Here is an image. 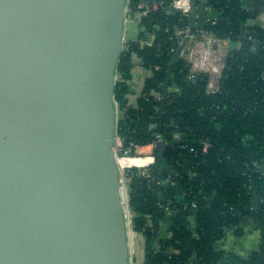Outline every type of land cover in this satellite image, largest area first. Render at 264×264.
<instances>
[{
	"label": "water",
	"instance_id": "95a60500",
	"mask_svg": "<svg viewBox=\"0 0 264 264\" xmlns=\"http://www.w3.org/2000/svg\"><path fill=\"white\" fill-rule=\"evenodd\" d=\"M127 4L0 0V264H134L130 190L116 154ZM167 147L157 144L156 182ZM259 199L252 181L257 213Z\"/></svg>",
	"mask_w": 264,
	"mask_h": 264
},
{
	"label": "trees",
	"instance_id": "16d2710c",
	"mask_svg": "<svg viewBox=\"0 0 264 264\" xmlns=\"http://www.w3.org/2000/svg\"><path fill=\"white\" fill-rule=\"evenodd\" d=\"M209 3L219 18L217 24L208 27L220 36L239 37L249 17L258 14L250 0H209ZM185 20L180 12L167 15L165 10L143 19L147 29H153L155 23L160 26L153 44H142L141 34L136 40H127L118 67L125 79L117 82L115 92L124 113L119 133L127 141L145 143L153 132L161 130L163 137L171 141L178 129L186 145L176 166L178 183L158 187L159 200L172 199L175 210L172 216L156 209V191L146 177L136 173L128 182L135 229L147 235L148 215L152 221L158 218L164 222V233L161 237L159 234L152 250L148 249L145 264H264L259 253L243 258L214 246L232 229L239 234L243 220L255 212L251 210V189L246 184H250L247 177L253 173V161L264 163V27H250L256 40L247 41L242 49L228 54L220 92L208 93L204 76L195 82L188 79L187 63L179 58L172 65L169 90L164 97L172 60L170 49L174 45L169 37L175 28L186 24ZM132 52L143 57L147 67L160 65L159 70L146 77L135 105L127 97L133 77ZM157 94L163 95L162 100L157 99ZM203 141L211 144L205 153ZM255 182L259 197L264 198L263 176ZM192 202H196V208ZM261 207L258 215L264 242V204ZM194 236L199 239L195 248H190ZM148 238L150 241L152 235ZM228 252L230 255L225 256Z\"/></svg>",
	"mask_w": 264,
	"mask_h": 264
},
{
	"label": "built area",
	"instance_id": "2783aa9c",
	"mask_svg": "<svg viewBox=\"0 0 264 264\" xmlns=\"http://www.w3.org/2000/svg\"><path fill=\"white\" fill-rule=\"evenodd\" d=\"M256 1L257 2H254L256 3L255 5L252 0H250L251 7L253 10L254 8L258 9V14L254 17H249L247 22L243 25L239 37L232 38L230 36L217 35L213 30H211V28L208 27L209 24H217V20L219 18L214 7L211 3H209V0H196L195 10H193L192 7V0H170L169 2L167 0H128L126 9L125 42L127 40H136L141 34L143 35L141 39L142 44H153L156 38V31L160 28V26L159 24L155 23L153 24V29H147V27L142 24L143 19L150 18L155 12L162 10H165L167 15L180 12L182 16L185 17L186 24L175 28L173 34L170 35L169 38L174 41V45L170 49V55L173 57L179 47L184 44L177 59L182 58L187 63L188 79L195 82L199 76H204L207 80L206 91L208 93H217L221 91V78L226 67V59L228 54L234 50L242 49L247 41L256 40L254 32L249 31L250 27L255 25L264 27V11L262 9L264 7V0ZM193 12L194 24L192 28L191 18ZM128 24L129 26H132L133 32H130L131 29L130 31L128 30ZM166 30L168 31L169 29L166 28ZM243 31L244 34L242 35ZM247 31H249V33ZM245 34H248L246 39H244ZM143 59V57H140L136 53L132 52L131 63L133 64V77L129 82L130 91L128 94L129 97H131V100L129 101L133 105H135L137 98L141 95L146 77L151 76L155 70L160 69V65L147 67ZM124 80L125 79L118 72L117 82ZM162 98V94H157L158 100H162ZM123 117L124 113L119 108L116 154L118 157H128L135 159L133 165L121 168L124 179L123 181L128 184L130 179H132L136 173L146 177L149 181H151L156 191L158 200L157 208H159L160 211H163L167 216H172L175 211L171 205L172 199L166 197L163 201L159 200L158 187H167L170 185H176L178 183L177 180L179 177V172L176 166L180 164L181 149L186 148V145L182 140V135L177 129L176 132L173 133V138L171 141L166 140L163 137L161 131L153 132L151 139L145 143L135 139L127 141L126 136L119 133V121ZM154 127V124H152L151 128ZM161 141H164L166 145L170 146L165 149L167 156L163 160L168 159V157L173 154V159L175 162L173 163L171 169L169 171H164L165 173L160 177V180L155 182V175L151 174L150 169L156 165L157 144ZM179 141H182L181 145H178L177 147L172 146L174 142ZM210 146L211 144L208 141H203V153L207 152ZM190 151H194V148L190 147ZM149 157L151 161H146V159ZM259 166L261 165L257 161H253V173L249 174L247 177L250 184H246V186L248 189H251V194L252 181H256V178L261 179V175L256 173V170ZM190 177H193V174H190ZM167 193L168 192L165 191L164 195L166 196ZM261 204H264V198L259 199V205ZM191 205L194 208L197 207L196 202H192ZM255 205L256 204L252 203L251 210ZM150 218L152 219V217ZM158 223H160V220ZM148 229L150 231V235L153 237L157 232L156 220L149 224ZM132 233L135 234L134 239L136 240L139 235V231L135 229L134 223L132 224ZM228 233L235 234V231L232 229ZM168 235H171V231L168 232ZM194 237L196 238V241L199 239V236ZM133 245H135V241ZM169 252L170 251H168V254ZM164 264L168 263L166 262Z\"/></svg>",
	"mask_w": 264,
	"mask_h": 264
},
{
	"label": "crops",
	"instance_id": "0c3cea01",
	"mask_svg": "<svg viewBox=\"0 0 264 264\" xmlns=\"http://www.w3.org/2000/svg\"><path fill=\"white\" fill-rule=\"evenodd\" d=\"M253 1L255 0H252V2ZM256 173H258L259 175L261 174L264 178V163L258 167ZM157 225L160 227L161 232L164 227L163 220H160V223ZM241 227L242 230L239 232V234L228 233L227 235H225V237L221 241H219V246L222 249L224 248L230 253L242 256L243 258H248L251 254L254 253H259L264 258L262 225L261 218L258 213L252 212L251 214L247 215L243 220Z\"/></svg>",
	"mask_w": 264,
	"mask_h": 264
},
{
	"label": "rangeland",
	"instance_id": "374dc122",
	"mask_svg": "<svg viewBox=\"0 0 264 264\" xmlns=\"http://www.w3.org/2000/svg\"><path fill=\"white\" fill-rule=\"evenodd\" d=\"M128 26H129V24H128ZM130 29H131V31H130ZM128 30L130 32H133L132 26H129ZM127 97L129 100H131V97H129V94L127 95ZM164 168L165 167H162L161 176H163L165 173ZM122 179H123V176H122ZM129 198H130V194H129ZM129 209H130V207H129ZM130 214L132 217L135 216L134 211H132L131 209H130ZM151 223H152V219L148 215L147 224H151ZM163 233H164V231L159 233L160 237H161V235H163ZM148 243H149L148 236L144 232L139 231V235H138L137 239L135 240V245H134L133 250H132V257H133V263L134 264H145L146 263V257H147V253H148L147 252L148 251Z\"/></svg>",
	"mask_w": 264,
	"mask_h": 264
},
{
	"label": "bare ground",
	"instance_id": "6f19581e",
	"mask_svg": "<svg viewBox=\"0 0 264 264\" xmlns=\"http://www.w3.org/2000/svg\"><path fill=\"white\" fill-rule=\"evenodd\" d=\"M149 159H150V157L147 158L146 160L149 161ZM134 161H135V159H132V158H128V157H118V163H119V165H120L121 168L126 167V166H129L131 164L133 165ZM130 235H131L130 236L131 244H133L134 241H135V239H134L135 234H133L131 232Z\"/></svg>",
	"mask_w": 264,
	"mask_h": 264
},
{
	"label": "flooded vegetation",
	"instance_id": "af4514ba",
	"mask_svg": "<svg viewBox=\"0 0 264 264\" xmlns=\"http://www.w3.org/2000/svg\"><path fill=\"white\" fill-rule=\"evenodd\" d=\"M173 157H174V155L172 154V155H170L169 157H168V159H166V160H164L163 162H162V167H165L164 168V171H169L170 169H171V167L173 166V163L175 162V160L173 159ZM168 173V172H167ZM156 182V181H155ZM158 201V200H157ZM263 206V205H262ZM156 209H158V208H156ZM161 212V211H160Z\"/></svg>",
	"mask_w": 264,
	"mask_h": 264
}]
</instances>
